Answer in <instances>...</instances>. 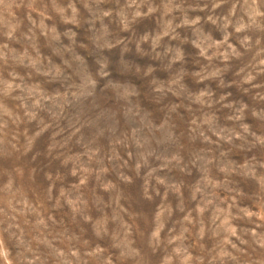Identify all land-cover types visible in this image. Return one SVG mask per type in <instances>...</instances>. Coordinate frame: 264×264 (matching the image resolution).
I'll use <instances>...</instances> for the list:
<instances>
[{"label": "rangeland", "instance_id": "rangeland-1", "mask_svg": "<svg viewBox=\"0 0 264 264\" xmlns=\"http://www.w3.org/2000/svg\"><path fill=\"white\" fill-rule=\"evenodd\" d=\"M0 264H264V0H0Z\"/></svg>", "mask_w": 264, "mask_h": 264}]
</instances>
